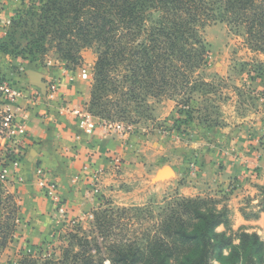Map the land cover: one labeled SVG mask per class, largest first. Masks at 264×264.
<instances>
[{"label":"trees","instance_id":"obj_1","mask_svg":"<svg viewBox=\"0 0 264 264\" xmlns=\"http://www.w3.org/2000/svg\"><path fill=\"white\" fill-rule=\"evenodd\" d=\"M38 1V7L12 20L37 29V34H27L37 36L28 44L37 47L30 53L43 51L49 39L62 60L75 63L81 59L82 49L99 47L90 100L93 116H112L113 109L127 114L126 108L133 102L140 105L149 97H168L189 87L190 75L206 65L199 28L209 19L245 28L255 49L264 53V0ZM0 53L16 54L5 38H0ZM191 114L186 112L187 118L180 122L186 124ZM14 145L22 159L26 158V148L17 142ZM261 191L264 211V188ZM3 194L1 190L0 250L19 234L15 221L19 211L13 203L5 205L9 197L4 199ZM108 213L95 214V230L102 243L97 237L74 236L77 250H67L58 261L26 255L18 264H264L260 235L245 230L234 234L228 212L218 210L209 198H179L169 203L154 224V233L141 240L144 244L136 240L104 245L115 223ZM221 226L225 232H218Z\"/></svg>","mask_w":264,"mask_h":264},{"label":"rangeland","instance_id":"obj_2","mask_svg":"<svg viewBox=\"0 0 264 264\" xmlns=\"http://www.w3.org/2000/svg\"><path fill=\"white\" fill-rule=\"evenodd\" d=\"M39 5L37 0H12L11 13H13L8 15L6 31L0 38H5L9 50L16 52L15 55L10 56L12 61L8 64L9 68L14 67V77L2 71L0 79L9 81L15 88L20 86L19 79L24 78L20 70L25 66L37 74L44 69L62 68V71L69 69L81 81L87 79L89 75L92 77L90 87L92 96L95 67L99 58L97 45L82 49L81 59L75 63L62 60L56 44L47 42L49 39L43 44V51L39 50L32 54L30 51L32 49L36 51L37 47L34 44H28L37 36L30 37L27 34H37V29L26 28L23 23H12V20H18L32 7ZM24 19L30 24V16L26 15ZM199 35L207 54L206 65L200 66L190 75L192 83L189 87L179 88L168 97H149L140 105L133 102L126 108L127 114L124 112L117 114L118 109H113L112 116L105 113L101 116H93L90 113V96L85 108L87 113L107 130L119 135L135 136L140 143L145 141L146 145L157 147L158 156L161 159L172 161L173 157L180 155L178 153H183V156L188 155L185 153L196 136L209 134L216 125L225 123L236 115H243L246 111L261 110L264 106V53L255 49V44L246 35V29L221 19H209L199 28ZM16 70H19L18 79L14 75ZM188 111L192 113L191 118L183 124L180 120L187 118L184 115ZM8 118V110L3 105V95L0 93V191L4 193V199L9 197L5 205L13 203L19 211L15 220L19 234L17 232L18 235L14 237V241H10L5 249L0 250V264H18L26 255L42 258V260L58 261L67 250H77L74 236L89 239L98 236L95 230V214L103 211H110L108 216H113L115 219L111 236L104 245L136 240L144 244L141 240L147 233H154L153 226L160 219L159 215L164 208L180 198L170 190L146 198L138 194L136 197L139 198L130 201L113 196L104 197L100 191L94 192L92 186L94 175L100 171H90L85 177L98 203L82 217L74 215L70 206L65 204L61 197L59 204L56 205L41 188L35 187L40 196L48 200L52 212L48 214H51L50 222L39 221L42 226L47 223L45 226L48 230L47 235L33 238L28 229L32 227V222L37 220L26 212V208L34 206V203L29 198L25 199L22 194V189L29 185L23 174L22 164L17 170L12 165L14 142L20 144V141L13 135L14 131ZM26 144L27 140L24 141L27 152ZM195 156V154L191 155L192 160ZM40 165L36 167V170L38 168L46 170L47 177L57 183L60 194V185L52 170ZM36 170H34L33 181L37 182ZM190 175H193L192 169H190ZM121 184L123 192L141 190V187L134 189L130 183ZM259 197L261 207L263 206L261 190ZM123 209L127 210L123 212ZM250 215L254 216L255 213ZM233 233L239 234V231H233ZM260 237L264 241V230L260 233ZM98 241L102 243L103 240L99 238ZM105 255L107 256V254L103 256ZM105 264H109V261Z\"/></svg>","mask_w":264,"mask_h":264},{"label":"crops","instance_id":"obj_3","mask_svg":"<svg viewBox=\"0 0 264 264\" xmlns=\"http://www.w3.org/2000/svg\"><path fill=\"white\" fill-rule=\"evenodd\" d=\"M0 3L3 36L8 15L13 13L12 0ZM11 61L9 55L0 53V74L5 71L14 77V67L8 66ZM18 71L14 73L17 79ZM20 71L24 78L19 79L18 88L25 98L7 110L9 116L26 124L29 133L27 156L22 162L29 185L22 194L34 203L26 208L37 220L28 229L33 238L47 235V223L42 226L39 221L50 222L48 214L52 212L48 200L35 189L34 170L40 164L52 170L62 201L76 216H85L97 205L85 175L100 171L98 188L104 197L130 201L139 198L138 194L146 198L170 190L180 198H209L218 210L228 212L233 231L260 235L264 230V211L259 204V191L264 188V106L216 125L209 134L196 136L185 153L188 155L178 153L167 161L158 156L157 147L140 143L135 136L111 132L95 122L85 109L91 96L90 75L84 81L77 75L70 81L62 68L44 69L39 71L40 82L34 83L29 67ZM192 154L196 155L193 160ZM192 166L196 167L192 173L195 176L190 175ZM166 169L171 171L163 176ZM121 183L141 190L123 192ZM218 231L226 229L221 226Z\"/></svg>","mask_w":264,"mask_h":264},{"label":"built area","instance_id":"obj_4","mask_svg":"<svg viewBox=\"0 0 264 264\" xmlns=\"http://www.w3.org/2000/svg\"><path fill=\"white\" fill-rule=\"evenodd\" d=\"M72 71L69 69H65L63 74L69 78L70 81H74V75L71 73ZM0 93L3 95V105L8 108L10 105H14L17 101L25 98V94L23 90L18 87H13L12 84L4 79H0ZM13 128V135L19 138L20 144L19 146L25 148L24 141L27 140L28 137V129L26 124L19 122L17 119L9 116L7 119ZM13 159L12 165L15 170L19 169L22 164V154L18 150H12ZM196 168L192 166V173L196 172ZM100 172H97L92 181L93 191L99 193L98 182H99ZM37 177V186L41 188L42 191L46 194V196L56 205L60 202V194L59 187L57 183L47 177L46 170L43 168H38L36 170Z\"/></svg>","mask_w":264,"mask_h":264},{"label":"water","instance_id":"obj_5","mask_svg":"<svg viewBox=\"0 0 264 264\" xmlns=\"http://www.w3.org/2000/svg\"><path fill=\"white\" fill-rule=\"evenodd\" d=\"M33 75V82L34 83H39L40 82V74H37V73H32ZM171 170L170 169H166L164 172H163V176H167L169 174Z\"/></svg>","mask_w":264,"mask_h":264}]
</instances>
